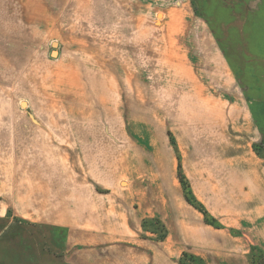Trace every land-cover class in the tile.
<instances>
[{"label":"crops","instance_id":"1","mask_svg":"<svg viewBox=\"0 0 264 264\" xmlns=\"http://www.w3.org/2000/svg\"><path fill=\"white\" fill-rule=\"evenodd\" d=\"M71 2L0 0V27H51L60 12H101L90 0ZM251 3L248 41L264 53V0ZM14 12L25 16L13 20ZM196 17L203 42L219 46L208 22ZM33 63L20 82L18 107L0 100V219L46 228L56 264H180L183 253L204 264H251V247L264 249V158L251 164L226 151L219 159L213 150L211 157L197 154L207 222L185 198L169 139L117 125L100 85L32 83L29 76L44 74ZM246 98L242 132L258 140L264 106L256 117ZM151 220L162 223V238L144 225Z\"/></svg>","mask_w":264,"mask_h":264},{"label":"rangeland","instance_id":"2","mask_svg":"<svg viewBox=\"0 0 264 264\" xmlns=\"http://www.w3.org/2000/svg\"><path fill=\"white\" fill-rule=\"evenodd\" d=\"M71 1L78 6L81 0ZM251 1L90 0L99 14L64 11L50 21L51 27H0V100L11 99L18 107L20 82L33 61L44 74L29 76L32 83L70 79L77 89L100 85L99 95L106 98L117 125L127 123L169 139L185 198L212 222L196 187L202 182L197 154L209 157L213 150L219 159L226 151L251 164L264 158V133L258 140L243 133L245 96L256 117V107L264 106V53L250 44L251 28H245ZM9 16L20 21L25 15ZM196 16L208 22L220 41L219 53L218 45L203 42ZM96 89H91L93 100ZM144 225L163 237L158 220ZM46 230L0 219V264H56L59 255L48 246ZM182 257L180 264H204L188 253ZM249 259L264 264V249L252 246Z\"/></svg>","mask_w":264,"mask_h":264},{"label":"trees","instance_id":"3","mask_svg":"<svg viewBox=\"0 0 264 264\" xmlns=\"http://www.w3.org/2000/svg\"><path fill=\"white\" fill-rule=\"evenodd\" d=\"M183 180V179H182ZM183 183H184V181H183ZM185 188H186V185H185ZM187 199L189 200V202H191L190 200H191V198L187 195Z\"/></svg>","mask_w":264,"mask_h":264}]
</instances>
